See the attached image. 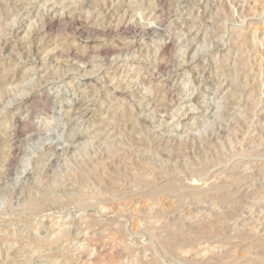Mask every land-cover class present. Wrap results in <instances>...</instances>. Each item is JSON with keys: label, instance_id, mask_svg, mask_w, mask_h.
<instances>
[{"label": "rangeland", "instance_id": "obj_1", "mask_svg": "<svg viewBox=\"0 0 264 264\" xmlns=\"http://www.w3.org/2000/svg\"><path fill=\"white\" fill-rule=\"evenodd\" d=\"M0 264H264V0H0Z\"/></svg>", "mask_w": 264, "mask_h": 264}, {"label": "bare ground", "instance_id": "obj_2", "mask_svg": "<svg viewBox=\"0 0 264 264\" xmlns=\"http://www.w3.org/2000/svg\"><path fill=\"white\" fill-rule=\"evenodd\" d=\"M256 3V2H255ZM54 5V4H53ZM88 5V4H87ZM47 11V10H46ZM56 11H52V13H50V15L48 14V15H46L45 17H43V20H42V28H47V27H49V26H51L55 21H54V19L52 18L53 17V15H54V13H55ZM110 12V14H111V11H109ZM108 12V13H109ZM45 13V12H44ZM50 16V17H49ZM58 16V15H57ZM67 16H69L70 17V13H69V15H67ZM57 18V17H56ZM59 18V17H58ZM109 19V18H108ZM113 24V23H112ZM123 24V23H122ZM121 24V25H122ZM115 25V24H114ZM118 25H120V24H118ZM14 26V25H13ZM121 27V26H120ZM10 28V27H9ZM41 28V29H42ZM123 28H124V26H123ZM122 28V29H123ZM10 30V29H9ZM13 31V30H12ZM42 31V30H41ZM114 31V30H113ZM115 33V32H114ZM146 33V32H145ZM116 34V33H115ZM36 47H38V46H36ZM35 48V47H34ZM2 49V48H1ZM103 54V53H102ZM80 103V102H79ZM80 109V108H79ZM14 132V131H13ZM16 137H18V136H16ZM17 139V138H16ZM118 150V149H117ZM134 176V175H133ZM132 176V177H133ZM220 187V186H219ZM219 187H217V189H219ZM154 188V187H153ZM165 188H167L166 186H165ZM165 188H164V190H165ZM222 188V187H221ZM222 189H220V191H221ZM155 192V191H154ZM154 192L152 193V194H154ZM161 192V191H160Z\"/></svg>", "mask_w": 264, "mask_h": 264}]
</instances>
